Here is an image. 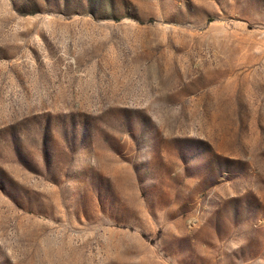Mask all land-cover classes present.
<instances>
[{"label": "rangeland", "instance_id": "obj_1", "mask_svg": "<svg viewBox=\"0 0 264 264\" xmlns=\"http://www.w3.org/2000/svg\"><path fill=\"white\" fill-rule=\"evenodd\" d=\"M0 264H264V0H0Z\"/></svg>", "mask_w": 264, "mask_h": 264}]
</instances>
